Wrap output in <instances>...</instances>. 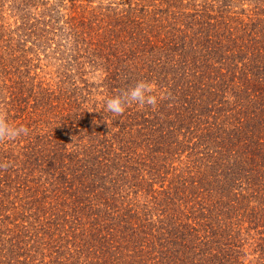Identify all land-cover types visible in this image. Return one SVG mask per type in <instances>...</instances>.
<instances>
[{
  "label": "trees",
  "instance_id": "trees-1",
  "mask_svg": "<svg viewBox=\"0 0 264 264\" xmlns=\"http://www.w3.org/2000/svg\"><path fill=\"white\" fill-rule=\"evenodd\" d=\"M0 112V264H264V0H0Z\"/></svg>",
  "mask_w": 264,
  "mask_h": 264
},
{
  "label": "clouds",
  "instance_id": "clouds-1",
  "mask_svg": "<svg viewBox=\"0 0 264 264\" xmlns=\"http://www.w3.org/2000/svg\"><path fill=\"white\" fill-rule=\"evenodd\" d=\"M154 89V82L137 81L133 86L106 98V110L115 115H120L131 105L155 107L158 103V96L153 94ZM27 133L28 128L26 126L9 123L3 112H0V139L13 140L27 135ZM0 167H7V165H0Z\"/></svg>",
  "mask_w": 264,
  "mask_h": 264
},
{
  "label": "rangeland",
  "instance_id": "rangeland-1",
  "mask_svg": "<svg viewBox=\"0 0 264 264\" xmlns=\"http://www.w3.org/2000/svg\"><path fill=\"white\" fill-rule=\"evenodd\" d=\"M5 2L6 1H9V0H4ZM95 2L96 1H100V0H94ZM43 10L42 9H33V8H30L29 9V11H27V15H29V16H31L32 17V19L34 20V22H35V20H36V18H38L39 17V15H40V13L42 12ZM7 15V14H6ZM7 17H8V15H7ZM14 21V19H9L8 20V22L9 23H11V22H13ZM18 22L20 23V21L18 20ZM30 22H31V20H30Z\"/></svg>",
  "mask_w": 264,
  "mask_h": 264
}]
</instances>
